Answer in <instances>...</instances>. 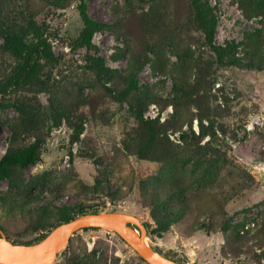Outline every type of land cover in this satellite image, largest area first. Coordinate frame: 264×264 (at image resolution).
I'll use <instances>...</instances> for the list:
<instances>
[{
    "label": "rangeland",
    "instance_id": "obj_1",
    "mask_svg": "<svg viewBox=\"0 0 264 264\" xmlns=\"http://www.w3.org/2000/svg\"><path fill=\"white\" fill-rule=\"evenodd\" d=\"M85 1L104 25L89 46L81 0H0V161L39 154L0 179V235L36 244L65 213L120 212L177 264H264V0H203L224 64L190 0ZM11 31L52 53L12 89ZM53 264L148 263L95 228Z\"/></svg>",
    "mask_w": 264,
    "mask_h": 264
},
{
    "label": "trees",
    "instance_id": "obj_2",
    "mask_svg": "<svg viewBox=\"0 0 264 264\" xmlns=\"http://www.w3.org/2000/svg\"><path fill=\"white\" fill-rule=\"evenodd\" d=\"M191 5L196 11L198 21L202 25V30L205 33L206 40L210 46L215 50L218 60L221 64L225 63V59L232 53L230 48L215 47L214 39L218 27V18L209 3L203 0H190ZM88 5L85 0H81L79 5V12L84 23V28L78 39V44L82 46H89L92 43L94 33L100 30L104 25L93 20L88 12ZM37 41L30 40L25 35L11 31L5 36L6 43L11 53L20 60V64L15 68L13 74L7 79L6 87L12 89L18 88L23 84L29 83L37 74L40 62L44 59L52 58L51 47L47 40L42 39L39 35H35ZM136 83V80L134 81ZM142 120V117H140ZM38 148L36 145L21 152L6 154L0 161V179H7L10 176L11 169L27 168L38 160ZM89 213H98V211H79L74 217L66 215L62 216L56 227L62 223L69 222L81 215ZM166 224L159 225L156 232H162L166 229ZM95 229L87 228L85 231ZM1 237V235H0ZM46 237V236H45ZM43 240V239H42ZM41 240V241H42ZM17 244L16 242H13ZM32 245V244H27Z\"/></svg>",
    "mask_w": 264,
    "mask_h": 264
},
{
    "label": "water",
    "instance_id": "obj_3",
    "mask_svg": "<svg viewBox=\"0 0 264 264\" xmlns=\"http://www.w3.org/2000/svg\"><path fill=\"white\" fill-rule=\"evenodd\" d=\"M106 228L114 231L148 264H177L161 255L146 239V225L134 215L120 212L89 213L54 228L42 241L32 245L14 244L0 237V264H53L77 231Z\"/></svg>",
    "mask_w": 264,
    "mask_h": 264
},
{
    "label": "bare ground",
    "instance_id": "obj_4",
    "mask_svg": "<svg viewBox=\"0 0 264 264\" xmlns=\"http://www.w3.org/2000/svg\"><path fill=\"white\" fill-rule=\"evenodd\" d=\"M147 241V240H146Z\"/></svg>",
    "mask_w": 264,
    "mask_h": 264
}]
</instances>
